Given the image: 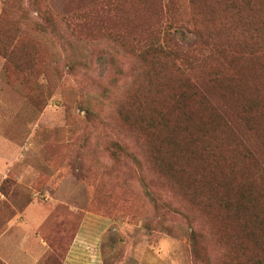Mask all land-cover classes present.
I'll return each instance as SVG.
<instances>
[{"label":"rangeland","instance_id":"374dc122","mask_svg":"<svg viewBox=\"0 0 264 264\" xmlns=\"http://www.w3.org/2000/svg\"><path fill=\"white\" fill-rule=\"evenodd\" d=\"M106 2L0 0V47L11 52H0V235L24 233L36 200L42 264H64L74 241L67 264H255L264 257V29L255 43L243 25L249 7L228 13L221 0L200 16L188 0ZM251 2L264 19V0ZM178 26L187 37L197 27L207 48L150 65L141 55L150 31ZM144 100L148 117L164 112L165 129L140 122ZM170 135L174 145L161 141ZM248 184L261 220L244 228L220 200L223 186L235 197Z\"/></svg>","mask_w":264,"mask_h":264},{"label":"trees","instance_id":"16d2710c","mask_svg":"<svg viewBox=\"0 0 264 264\" xmlns=\"http://www.w3.org/2000/svg\"><path fill=\"white\" fill-rule=\"evenodd\" d=\"M115 1L117 0H107L106 5L113 6L115 4ZM222 4L224 5L225 12L228 13H236V14H242L244 9L246 7H249L250 10H247L246 13V19L243 21L244 27H248L250 25H253V28L248 30L253 34V40L256 39L257 34L259 31L264 29V19L256 20L253 16H251L253 12V4L251 0H221ZM190 3L192 9L194 10V13L197 16H200L203 13V6L208 5L209 0H188ZM104 5L99 10H103ZM215 8L212 6L210 8V12H214ZM226 21H224L222 24H224ZM50 27L55 31V25L50 24ZM187 35V34H186ZM184 34L183 28L180 26L173 28L171 31H167L166 33H163L161 35L160 28H153L148 37L144 40L145 45L144 49L141 51V55L148 56L150 59V65L156 63L158 60V57L161 58H167L171 59L175 62V59L178 57L182 59V61H188L190 58L187 57V53L192 51L190 50L193 48L196 50V46L198 49L196 51H200V49H206L207 45L202 40V35L199 31V29L194 27L193 33L191 34V37H187ZM261 36V35H260ZM264 38V36L262 37ZM207 39V37H206ZM179 40L183 45H186V48L183 47V45L179 46L175 41ZM209 41V39H207ZM255 43H257V40H254ZM260 43L262 44V41L260 40ZM210 50L212 47H209ZM190 50V51H189ZM0 52H2L6 57L9 59L11 58L10 54L11 52L0 47ZM148 73H154V69L152 67L149 68V70L146 72ZM146 106V102L141 101V105L139 106V120L140 122L144 123L148 130H154V129H165L167 124L165 122L164 118V112H158L155 115H152L151 117H148L144 114V110L141 109V107ZM129 116L130 114L127 113ZM127 118V116H126ZM173 136H169L167 139H163L161 141H166L165 143L167 145H174L173 143ZM240 147L245 150V153L243 156L250 159H256V161H259L257 156L255 157V153L253 151H250V147H248V144L245 141H239ZM206 150L211 151L210 148H206ZM153 160L156 161L158 167L164 174H169L171 171V167L169 165L164 164V162L161 160L159 156V150H155L153 155ZM235 164V162L233 163ZM232 164V165H233ZM242 170V169H240ZM262 172H264V168H261ZM251 183V181H250ZM227 185V184H226ZM222 192H225L223 198H221L220 203L225 208L234 207V210L240 215L243 226L246 228V222L248 220L253 221H260L261 220V213H254L252 211L254 199L256 196L254 195V191L252 190L250 184H248L244 189H242L237 196H230L229 193H226L225 186L222 187ZM264 229V228H263ZM262 232V228H256V229H250V235H253L254 232ZM258 243L256 244L257 250H259L262 254H264V238L261 237ZM72 245V244H71ZM70 245V246H71ZM70 249V248H69ZM262 259H257L255 264H264V257H261Z\"/></svg>","mask_w":264,"mask_h":264},{"label":"crops","instance_id":"0c3cea01","mask_svg":"<svg viewBox=\"0 0 264 264\" xmlns=\"http://www.w3.org/2000/svg\"><path fill=\"white\" fill-rule=\"evenodd\" d=\"M23 214L26 231L17 235L7 233L0 235V256L8 264H42L44 257L49 252V247L37 231L41 228L45 209L34 200L28 202ZM75 242H73L64 264H67Z\"/></svg>","mask_w":264,"mask_h":264}]
</instances>
